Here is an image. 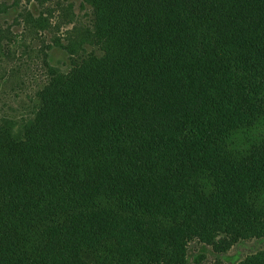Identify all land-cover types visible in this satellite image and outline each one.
<instances>
[{
	"label": "trees",
	"instance_id": "16d2710c",
	"mask_svg": "<svg viewBox=\"0 0 264 264\" xmlns=\"http://www.w3.org/2000/svg\"><path fill=\"white\" fill-rule=\"evenodd\" d=\"M87 1L57 41L71 68L45 54L33 114L0 120V264H190L194 238H264V0Z\"/></svg>",
	"mask_w": 264,
	"mask_h": 264
},
{
	"label": "rangeland",
	"instance_id": "374dc122",
	"mask_svg": "<svg viewBox=\"0 0 264 264\" xmlns=\"http://www.w3.org/2000/svg\"><path fill=\"white\" fill-rule=\"evenodd\" d=\"M91 11L87 0H0V120L20 122L33 114L39 104L37 93L47 80L45 54L53 66L69 70L71 57L57 41H79L90 27ZM41 15L47 19L43 27L35 21ZM92 50L96 48L86 44L77 48L75 57ZM257 131L254 128L250 136ZM250 136L236 132L229 143L236 148L242 142V147ZM260 252L264 238L241 239L223 252L194 238L186 259L190 264H240Z\"/></svg>",
	"mask_w": 264,
	"mask_h": 264
}]
</instances>
